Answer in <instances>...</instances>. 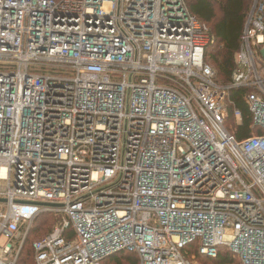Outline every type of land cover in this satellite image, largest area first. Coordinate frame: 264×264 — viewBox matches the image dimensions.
<instances>
[{
  "label": "built area",
  "instance_id": "2783aa9c",
  "mask_svg": "<svg viewBox=\"0 0 264 264\" xmlns=\"http://www.w3.org/2000/svg\"><path fill=\"white\" fill-rule=\"evenodd\" d=\"M214 44L186 0H0V264L44 216L34 264H264V0L230 86Z\"/></svg>",
  "mask_w": 264,
  "mask_h": 264
},
{
  "label": "trees",
  "instance_id": "16d2710c",
  "mask_svg": "<svg viewBox=\"0 0 264 264\" xmlns=\"http://www.w3.org/2000/svg\"><path fill=\"white\" fill-rule=\"evenodd\" d=\"M191 13L210 29L215 44L208 46L207 60L216 73L219 85L230 86L236 71L235 56L240 51L241 38L254 0H186ZM246 90L234 89L230 92L227 130L241 143L261 133L254 127L253 116L245 101ZM240 112L242 121L235 118ZM57 218L44 216L31 230L18 264H34L33 243L53 231ZM228 251H221L216 259L197 257L203 264H242ZM104 264H138L135 255L122 253L104 261Z\"/></svg>",
  "mask_w": 264,
  "mask_h": 264
},
{
  "label": "rangeland",
  "instance_id": "374dc122",
  "mask_svg": "<svg viewBox=\"0 0 264 264\" xmlns=\"http://www.w3.org/2000/svg\"><path fill=\"white\" fill-rule=\"evenodd\" d=\"M228 129V128H227ZM236 260V262H238L239 263V261L237 260V259H235ZM199 264H203V263H199Z\"/></svg>",
  "mask_w": 264,
  "mask_h": 264
}]
</instances>
